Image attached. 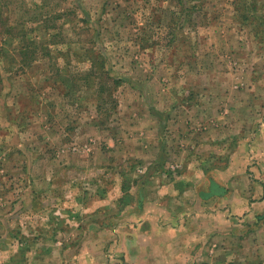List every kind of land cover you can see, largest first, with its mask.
Masks as SVG:
<instances>
[{
	"label": "rangeland",
	"instance_id": "1",
	"mask_svg": "<svg viewBox=\"0 0 264 264\" xmlns=\"http://www.w3.org/2000/svg\"><path fill=\"white\" fill-rule=\"evenodd\" d=\"M0 14V264L103 254L126 230L192 216L210 173L233 171V190L256 179L264 0H0ZM9 28L37 42L34 61ZM90 49L120 80L106 114L101 76L82 77L100 70ZM238 241L225 264H258ZM108 251L104 264L120 256Z\"/></svg>",
	"mask_w": 264,
	"mask_h": 264
},
{
	"label": "crops",
	"instance_id": "2",
	"mask_svg": "<svg viewBox=\"0 0 264 264\" xmlns=\"http://www.w3.org/2000/svg\"><path fill=\"white\" fill-rule=\"evenodd\" d=\"M252 168L256 179L248 188L244 184V189L228 187L233 171L231 173L224 169L208 174L211 191L204 192L205 197L198 200L199 205L192 216L183 213L177 217L178 222L172 225L154 222L147 224L142 234L139 228L138 231L119 233V238L114 241L109 239L107 248H114L116 254L120 252V256L113 258L111 264H225L229 257L227 250L235 235L239 240L236 246L253 247L252 254L258 258L257 263L264 264L263 155L258 156ZM247 176L250 177V174L247 173ZM247 176L243 178L250 184ZM244 233H248L246 236L255 233V240L242 239ZM165 236L171 238L166 240ZM154 241L159 244H154ZM106 252L82 253L70 264H104L110 256Z\"/></svg>",
	"mask_w": 264,
	"mask_h": 264
},
{
	"label": "trees",
	"instance_id": "3",
	"mask_svg": "<svg viewBox=\"0 0 264 264\" xmlns=\"http://www.w3.org/2000/svg\"><path fill=\"white\" fill-rule=\"evenodd\" d=\"M3 8V7H2ZM4 9V8H3ZM70 11L72 12L73 10L70 9L69 10V13ZM3 15L0 14V17H2ZM58 16H60V13L58 14ZM87 20V19H86ZM88 21V20H87ZM9 31H7L9 37H5L6 39L4 40L5 42H8L10 40H13V39H17V38H21V42H20V45L18 46L21 54L25 55V57L22 59V62L25 64V63H28V62H31V61H34L37 57H38V53H39V47L37 45V42L35 40H30V39H27L26 38V34L25 33H22V34H15L13 33L11 30V28L8 29ZM20 32V31H19ZM3 50H4V47H0V57L2 56L3 54ZM69 51H71L69 49ZM68 51V52H69ZM101 51V50H100ZM68 52L64 55L65 58H67L66 60H70V56L71 54H69V57H68ZM47 53H43V55H46ZM74 54H77V56L81 59H83V57L85 58L86 56L89 55V57L93 58L92 56L94 54H97V56L99 57V61L97 60H94L93 59V66L95 65H100V70L97 68V70H95V68H92L90 71V73L92 74H87L85 73V75H82V77H84V79L87 81V82H90L91 80V77H92V80L93 78L95 77H99L101 76V83L99 84L100 87L99 89H97V94H96V97L99 98V101L96 103L97 105V108L100 110H102L105 114L109 112V108L108 107H105L104 103H108V102H115V99H110L112 98V93H111V90H110V86H113V85H116L119 83L120 80H118V78H115V77H112L111 73L108 72V68H107V64H106V58L104 56V53L103 52H99L97 49H90L88 51V55L85 54V53H81L79 54L78 52L77 53H74ZM1 60V59H0ZM2 64H0V79L2 80L3 79V74L1 73V71L3 70V67L1 66ZM23 67V66H22ZM95 71H102V74L100 75L98 73L97 74H93ZM114 81H112V80ZM59 80V81H58ZM58 81V82H57ZM65 82H67V80L65 79ZM64 82V80H60V79H56V81H54L53 85L54 86H62L65 87V93L64 94H71L73 93L75 90L73 89V87H68L70 85H67L66 83ZM64 85H63V84ZM78 86V85H76ZM69 88V90H68ZM64 90V88H63ZM104 102V103H103ZM115 107V104L112 106V108Z\"/></svg>",
	"mask_w": 264,
	"mask_h": 264
}]
</instances>
